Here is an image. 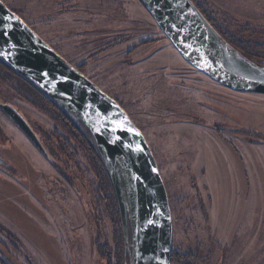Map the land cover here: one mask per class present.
I'll return each instance as SVG.
<instances>
[{
	"label": "rangeland",
	"instance_id": "374dc122",
	"mask_svg": "<svg viewBox=\"0 0 264 264\" xmlns=\"http://www.w3.org/2000/svg\"><path fill=\"white\" fill-rule=\"evenodd\" d=\"M2 1L143 132L169 196L172 264H264V95L191 67L140 0ZM192 1L264 65V0ZM3 74L0 100L22 110L55 167L0 112V156L12 166L0 167V264H118V223L93 159L56 111Z\"/></svg>",
	"mask_w": 264,
	"mask_h": 264
},
{
	"label": "water",
	"instance_id": "95a60500",
	"mask_svg": "<svg viewBox=\"0 0 264 264\" xmlns=\"http://www.w3.org/2000/svg\"><path fill=\"white\" fill-rule=\"evenodd\" d=\"M140 1L191 67L237 93L264 95V65L235 49L192 0ZM7 15L22 21L13 22L14 30H10L19 45L12 49L4 42L9 38L0 37V53H8L0 55V60L91 132L118 201L130 264H172L174 230L169 196L143 132L114 98L73 67L0 0V19ZM1 109L44 152L21 115L9 105ZM121 122L124 128L119 127ZM129 128L134 131H127ZM148 219L157 221V226H148ZM164 248L169 250L165 252Z\"/></svg>",
	"mask_w": 264,
	"mask_h": 264
},
{
	"label": "trees",
	"instance_id": "16d2710c",
	"mask_svg": "<svg viewBox=\"0 0 264 264\" xmlns=\"http://www.w3.org/2000/svg\"><path fill=\"white\" fill-rule=\"evenodd\" d=\"M9 69L13 74H16L10 67ZM16 75H18L22 80L23 84L28 87L30 94H32L31 97H33V101L35 102V104L38 107H41L43 105L45 108H48L51 111L52 110L56 111L58 113L57 118L63 120L64 124L67 125L69 130H71L75 134L77 140L81 141V144L84 146L87 153H89L90 157L93 159L94 161L93 164L95 165V169L97 170V175H99V180L101 182V185H103L105 189L108 190L109 198H112L114 221L118 223V229H117L118 253L116 254L118 259L117 263L130 264L131 255H130V251L127 250L124 240V232L122 227V221L120 219V209L118 208V201L117 198L115 197L114 188L111 184L110 177L107 173L106 163L96 148V142L94 141L91 132L85 128V126L81 121L79 120L77 121L74 118H72L67 112H65L62 109V107H60L49 96L41 92L36 86L32 85L30 82H27L20 74H16ZM172 253H173L172 262L174 260L176 261L177 259H179V257L174 251Z\"/></svg>",
	"mask_w": 264,
	"mask_h": 264
},
{
	"label": "flooded vegetation",
	"instance_id": "af4514ba",
	"mask_svg": "<svg viewBox=\"0 0 264 264\" xmlns=\"http://www.w3.org/2000/svg\"><path fill=\"white\" fill-rule=\"evenodd\" d=\"M197 7V6H196ZM205 16V15H204ZM210 22V21H209ZM222 36V35H221ZM223 37V36H222ZM224 38V37H223ZM224 39H226V38H224ZM227 40V39H226ZM228 41V40H227ZM229 42V41H228ZM233 46H234V48L235 49H238L241 53H243L245 56H247L248 58H251V55L250 54H247V53H245V52H242L239 48H238V46H236L234 43H232V42H230ZM8 65L6 64V63H3L1 60H0V81L2 82V80L4 81V77H6V75H4L3 73H5V74H7V75H11V76H18V75H16V74H13L11 71H10V69H9V67H7ZM19 77V76H18ZM20 78V77H19ZM7 105H9V106H11L13 109H15L16 111H17V113L18 114H20L21 115V117L23 118V120H25V122H26V124H27V126L30 128V130L31 131H33V132H35V130L33 129V126H32V124H30V122H29V120H27V118L25 117V115L23 114V112H22V110L20 109V108H17V107H15L14 105H12L10 102H8V101H6L5 99H4V101H1L0 100V112L2 113V115L7 119V121H10L11 123H13V125H15L16 127H18V129H20L21 131H23L22 130V128L21 127H19V125L16 123V122H14L9 116H7V114L1 109V106H7ZM24 132V131H23ZM2 134H5V133H3V132H1ZM25 133V132H24ZM26 134V133H25ZM35 134L37 135V132H35ZM1 136V135H0ZM26 136L28 137V135L26 134ZM37 137H38V140H39V142L41 143V141H40V139H39V136L37 135ZM28 139L30 140V138L28 137ZM31 141V140H30ZM31 143H33V141H31ZM35 144V143H34ZM42 144V147H43V149H44V152L43 151H41L38 147H37V145H36V147L38 148V151H39V153H41L40 155H43V157L45 156L51 163H52V165L54 166V158L50 155V154H48V150H46V148L44 147V144L43 143H41ZM11 164H8L6 161H5V159L2 157V156H0V167L1 168H4V169H6V170H12V166H10ZM55 167V166H54ZM50 175H47V177H49ZM66 179H67V177H66ZM54 180V179H53ZM66 183V182H65ZM67 184V183H66ZM167 196H168V194H167ZM121 219V218H120ZM173 256V255H172Z\"/></svg>",
	"mask_w": 264,
	"mask_h": 264
},
{
	"label": "snow or ice",
	"instance_id": "6c2138e0",
	"mask_svg": "<svg viewBox=\"0 0 264 264\" xmlns=\"http://www.w3.org/2000/svg\"><path fill=\"white\" fill-rule=\"evenodd\" d=\"M13 22H15V23H21L22 24V21H20L18 17H15L13 15H7V16L3 17V19H0V24L3 25V30H0V37H8L9 39L8 40H5L4 42L6 44H9L10 48L16 49L18 47V45H19V39L17 37H14L13 35H11L10 30H14V24H13ZM24 27L26 28V25ZM20 36L22 37L23 36V33H20ZM12 41H15V42H12ZM0 55L7 56L8 53H6V52L5 53H0ZM44 75L47 76L48 73L45 72ZM119 127L124 128L123 122H121L119 124ZM115 130L116 129L113 128V131H115ZM127 131L132 132V131H134V129L129 128V129H127ZM135 134L136 135H139L138 132H136ZM129 147H131V146H129ZM137 150H141V149L137 148ZM160 214H162V213H160ZM146 224L148 226H157V221H155L153 219H148L146 221ZM168 250H169L168 248H164L163 249V251H165V252H167Z\"/></svg>",
	"mask_w": 264,
	"mask_h": 264
}]
</instances>
